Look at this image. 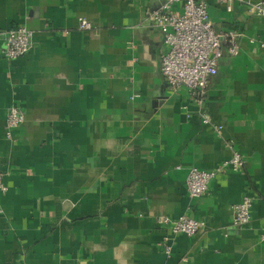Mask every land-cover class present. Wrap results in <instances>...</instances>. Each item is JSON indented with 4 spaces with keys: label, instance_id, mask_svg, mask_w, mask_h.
Segmentation results:
<instances>
[{
    "label": "crops",
    "instance_id": "0c3cea01",
    "mask_svg": "<svg viewBox=\"0 0 264 264\" xmlns=\"http://www.w3.org/2000/svg\"><path fill=\"white\" fill-rule=\"evenodd\" d=\"M164 1L0 0V264H264V17L251 11L261 0H206L239 52L222 40L205 108L161 70L167 46L150 14ZM20 24L32 48L8 60L5 32ZM12 105L25 120L9 139ZM235 151L245 167L191 197L190 169ZM247 194L252 219L239 228L234 205ZM182 215L206 225L173 237L163 218Z\"/></svg>",
    "mask_w": 264,
    "mask_h": 264
},
{
    "label": "built area",
    "instance_id": "2783aa9c",
    "mask_svg": "<svg viewBox=\"0 0 264 264\" xmlns=\"http://www.w3.org/2000/svg\"><path fill=\"white\" fill-rule=\"evenodd\" d=\"M227 3L228 9L236 0H215ZM180 4L181 8H175ZM251 11L264 17V0L251 6ZM156 26L164 33L167 51L163 54L161 70L167 83L175 90L186 87L192 99L205 108L209 78L218 71V62L223 57L222 40L228 45V51L237 55L239 45L234 32L218 34L214 31L208 13L206 0H165L150 14ZM94 26L86 18H81V29H92ZM33 30L26 25L15 26L5 32L3 54L6 59L13 60L27 54L32 48ZM23 111L12 105L7 111L6 135L13 138L15 130L24 122ZM203 122L212 123L211 117L203 112ZM223 126H217L221 130ZM246 165L244 155L235 151L233 156L222 161L213 169L193 167L187 176V186L191 197H199L209 190L211 180L229 171H240ZM8 186L0 172V193L5 194ZM253 197L245 195L234 205L235 226L242 228L252 219ZM1 210V209H0ZM163 223L169 225L171 236L178 234L194 235L206 225V221L187 215L179 217L165 216ZM167 242L170 240L166 239ZM264 241V228L261 234ZM166 252L172 248L167 243Z\"/></svg>",
    "mask_w": 264,
    "mask_h": 264
}]
</instances>
